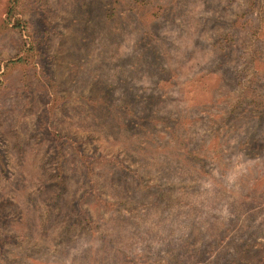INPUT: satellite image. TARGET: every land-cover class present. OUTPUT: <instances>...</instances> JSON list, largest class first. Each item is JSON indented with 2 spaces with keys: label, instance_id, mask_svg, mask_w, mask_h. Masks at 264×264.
<instances>
[{
  "label": "rangeland",
  "instance_id": "obj_1",
  "mask_svg": "<svg viewBox=\"0 0 264 264\" xmlns=\"http://www.w3.org/2000/svg\"><path fill=\"white\" fill-rule=\"evenodd\" d=\"M124 3L0 0V264H264V0Z\"/></svg>",
  "mask_w": 264,
  "mask_h": 264
},
{
  "label": "trees",
  "instance_id": "obj_2",
  "mask_svg": "<svg viewBox=\"0 0 264 264\" xmlns=\"http://www.w3.org/2000/svg\"><path fill=\"white\" fill-rule=\"evenodd\" d=\"M20 1H21V0H12L13 4H12V6L9 8V10H8V12H9V16H10V17H11L12 15H14L15 13H16V14H19V13H20V8H19V7H20V6H19ZM111 1H112V3H114V4H118V3H120L121 1H124L125 3H124L123 5H125V6H127V7H130V9H132V10H133V8H134V10H137V5H136V3H135V2H137V0H111ZM16 14H15V15H16ZM42 22H43V20H42ZM22 23H23V22H22V20L20 19V17H17L16 22H15V26H17V27H20V26H21V28H22V25H23ZM25 24H28L27 20H24V25H25ZM42 26H43V25H42ZM23 29H25V26H24ZM41 30H43V27L41 28ZM44 33L47 35V34H48V31L46 30ZM20 59H21V60H18V61H21V62H24V61H22V60H28V59H26V57H25V58H20ZM165 69H166V68H165ZM161 70H162V72H164L165 74H167V73L169 72L168 69H166V70L161 69ZM170 70H171V72H173V73L175 74V69L171 68ZM216 75H217L216 73H214V72H210V73H208V74H207V73L196 74L193 78L200 77V80L203 81V82H205V80L215 81L214 87H216V86L218 85L216 79H218V81L221 80V79L217 78ZM158 82H159V80H158ZM160 82L163 83V84H165V85H170V84H171V80H170L169 78H160ZM158 84H160V83H158ZM112 93H113V92H112ZM105 102H106L107 104L109 103V99H108V97L106 98V101H105ZM60 179H61L60 183H63L64 181H63V177H62V176H60ZM87 217L90 218L88 214H87Z\"/></svg>",
  "mask_w": 264,
  "mask_h": 264
}]
</instances>
